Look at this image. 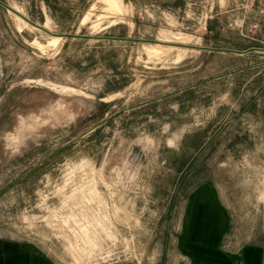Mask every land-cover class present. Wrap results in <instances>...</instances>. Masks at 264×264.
I'll list each match as a JSON object with an SVG mask.
<instances>
[{"label":"rangeland","instance_id":"rangeland-1","mask_svg":"<svg viewBox=\"0 0 264 264\" xmlns=\"http://www.w3.org/2000/svg\"><path fill=\"white\" fill-rule=\"evenodd\" d=\"M117 1L0 0V235L54 264H200L181 218L212 185L219 247L264 254V24Z\"/></svg>","mask_w":264,"mask_h":264},{"label":"crops","instance_id":"crops-1","mask_svg":"<svg viewBox=\"0 0 264 264\" xmlns=\"http://www.w3.org/2000/svg\"><path fill=\"white\" fill-rule=\"evenodd\" d=\"M208 217L209 222H208ZM228 225L227 211L212 185H205L193 192L185 203L181 218V247L188 256L197 258L200 264H248L245 250L255 251L253 264L263 263V251L258 247L230 250L223 242ZM188 262V259H186ZM0 264H54L35 245L5 238L0 235ZM189 264H192L189 261Z\"/></svg>","mask_w":264,"mask_h":264},{"label":"built area","instance_id":"built-area-1","mask_svg":"<svg viewBox=\"0 0 264 264\" xmlns=\"http://www.w3.org/2000/svg\"><path fill=\"white\" fill-rule=\"evenodd\" d=\"M238 12L235 29L245 37L254 35L264 24V0H234Z\"/></svg>","mask_w":264,"mask_h":264},{"label":"bare ground","instance_id":"bare-ground-1","mask_svg":"<svg viewBox=\"0 0 264 264\" xmlns=\"http://www.w3.org/2000/svg\"><path fill=\"white\" fill-rule=\"evenodd\" d=\"M104 4H106L108 7H109V9L110 10H118V6H119V4H118V1L117 0H101ZM105 5V6H106ZM111 12V11H110ZM182 39H180V41H181ZM183 40H184V38H183Z\"/></svg>","mask_w":264,"mask_h":264},{"label":"flooded vegetation","instance_id":"flooded-vegetation-1","mask_svg":"<svg viewBox=\"0 0 264 264\" xmlns=\"http://www.w3.org/2000/svg\"><path fill=\"white\" fill-rule=\"evenodd\" d=\"M247 250H251V249H247ZM247 250L245 251V259H247V258H246V252H247ZM253 258H254V257H253ZM253 260H254V259H253ZM246 262H247V260H246Z\"/></svg>","mask_w":264,"mask_h":264}]
</instances>
